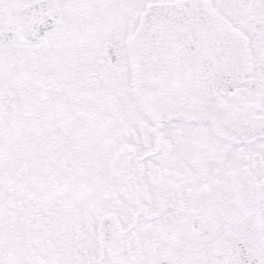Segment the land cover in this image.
I'll return each mask as SVG.
<instances>
[{
	"label": "snow or ice",
	"instance_id": "obj_1",
	"mask_svg": "<svg viewBox=\"0 0 264 264\" xmlns=\"http://www.w3.org/2000/svg\"><path fill=\"white\" fill-rule=\"evenodd\" d=\"M0 264H264V0H0Z\"/></svg>",
	"mask_w": 264,
	"mask_h": 264
}]
</instances>
